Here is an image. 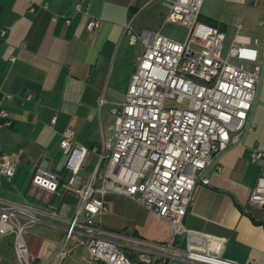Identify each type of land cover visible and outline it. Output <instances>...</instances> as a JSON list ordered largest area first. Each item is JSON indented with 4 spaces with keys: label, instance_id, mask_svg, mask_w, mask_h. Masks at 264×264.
<instances>
[{
    "label": "crops",
    "instance_id": "obj_1",
    "mask_svg": "<svg viewBox=\"0 0 264 264\" xmlns=\"http://www.w3.org/2000/svg\"><path fill=\"white\" fill-rule=\"evenodd\" d=\"M167 11L162 0H0V107L12 119L10 126L0 127V156L22 152L12 177L0 173V212L2 206L17 204L24 207L16 216L20 223L29 214L37 216L24 232L32 262L43 264L61 248L79 202L62 185L55 192L34 185L33 174L46 165L61 183L68 178L61 146L68 127L75 131V142L89 149L112 141V109L125 100L144 50L141 42L129 43L124 26L130 22L137 32H162ZM91 19L98 24L90 30ZM200 20L225 33L227 49L237 40L256 42L262 74L250 116L253 127L204 171L209 183L197 184L185 225L226 238L225 259L264 264V208L249 203L261 170L251 149L264 150V0H203ZM244 65L252 69L255 63ZM105 203L94 223L115 237L131 259L138 257L137 247L156 248L172 235L166 221L150 225L152 213L126 197L110 195ZM79 219H85L84 212ZM148 226L158 227L162 237L145 238ZM15 241V232L0 234V264H22ZM78 247L87 253L74 255ZM88 255L84 246H75L63 264H86Z\"/></svg>",
    "mask_w": 264,
    "mask_h": 264
},
{
    "label": "built area",
    "instance_id": "obj_2",
    "mask_svg": "<svg viewBox=\"0 0 264 264\" xmlns=\"http://www.w3.org/2000/svg\"><path fill=\"white\" fill-rule=\"evenodd\" d=\"M162 1L168 7L166 22L186 26V37L179 41L125 24L129 43L141 42L144 50L125 100L112 109V141L89 149L75 142V131L68 127L61 140L68 178L61 183L59 174L47 167H38L32 176L38 187L55 192L62 185L79 197L63 245L43 264H63L78 245L88 250L86 264H238L223 257L226 238L188 229L185 217L197 184L209 183L204 171L253 127L250 116L262 74L261 49L256 42L237 40L224 53L225 33L200 20L203 0ZM97 24L91 19L87 28ZM244 62L255 65L248 69ZM0 118V127L12 124L1 107ZM90 152L98 159L86 177L81 170ZM251 155L260 161L261 170L249 203L264 208V150L253 148ZM21 157V151L3 152L0 173L12 177ZM110 195L126 197L166 221L171 237L156 248L137 247L138 257L131 259L115 237L94 223ZM21 211L24 207L17 204L2 206L0 234L15 232L19 261L37 264L30 259L24 232L38 218L29 214L20 223L16 216Z\"/></svg>",
    "mask_w": 264,
    "mask_h": 264
},
{
    "label": "rangeland",
    "instance_id": "obj_3",
    "mask_svg": "<svg viewBox=\"0 0 264 264\" xmlns=\"http://www.w3.org/2000/svg\"><path fill=\"white\" fill-rule=\"evenodd\" d=\"M187 31H188V28L186 26L181 25V24H173L170 22H166L164 24L163 29H162L163 34H165L171 38L177 39L179 41H184L186 34H187ZM228 44H229V41L227 39L225 42L224 53L227 50ZM233 62L238 63V60L234 59ZM96 162H97L96 156L92 153H89L87 158H86L85 165H84L83 169L81 170L82 175H84V176L89 175L92 172V170L94 169ZM158 220H160V219L157 218L154 214L149 215L148 221H149L150 225H153V223H155ZM151 228H152L151 226H148L144 229L143 234H144L145 238L150 239V240H159L162 237V231L160 229H158V227H157V229L155 227L156 230L151 229ZM120 239L121 238H119V240ZM120 248L123 251L125 250L124 247H120ZM82 253L83 254L87 253L83 247H78L74 251V255H79ZM185 264H189V263H185Z\"/></svg>",
    "mask_w": 264,
    "mask_h": 264
},
{
    "label": "water",
    "instance_id": "obj_4",
    "mask_svg": "<svg viewBox=\"0 0 264 264\" xmlns=\"http://www.w3.org/2000/svg\"><path fill=\"white\" fill-rule=\"evenodd\" d=\"M264 54V53H263ZM260 80H261V78H260ZM257 97V96H256ZM44 167H47L46 165H43ZM47 168H49V167H47Z\"/></svg>",
    "mask_w": 264,
    "mask_h": 264
}]
</instances>
